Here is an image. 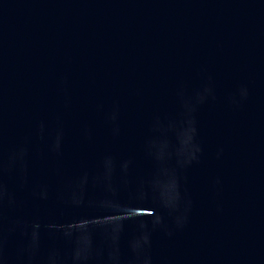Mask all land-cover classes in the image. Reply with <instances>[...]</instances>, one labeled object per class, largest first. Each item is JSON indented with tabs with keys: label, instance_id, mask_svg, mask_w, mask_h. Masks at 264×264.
<instances>
[{
	"label": "water",
	"instance_id": "water-1",
	"mask_svg": "<svg viewBox=\"0 0 264 264\" xmlns=\"http://www.w3.org/2000/svg\"><path fill=\"white\" fill-rule=\"evenodd\" d=\"M0 264H264V0H0Z\"/></svg>",
	"mask_w": 264,
	"mask_h": 264
}]
</instances>
